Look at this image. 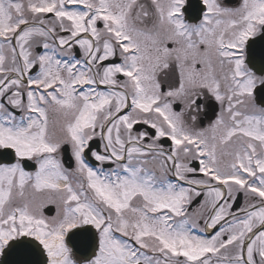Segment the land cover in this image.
<instances>
[{"label":"snow or ice","instance_id":"snow-or-ice-1","mask_svg":"<svg viewBox=\"0 0 264 264\" xmlns=\"http://www.w3.org/2000/svg\"><path fill=\"white\" fill-rule=\"evenodd\" d=\"M0 155V264H264V0H0Z\"/></svg>","mask_w":264,"mask_h":264},{"label":"flooded vegetation","instance_id":"flooded-vegetation-1","mask_svg":"<svg viewBox=\"0 0 264 264\" xmlns=\"http://www.w3.org/2000/svg\"><path fill=\"white\" fill-rule=\"evenodd\" d=\"M218 106L216 109H209L208 112H207V115L202 117L203 119V125L202 127H207L210 120H214L215 118V115H218ZM147 126H144V125H137L135 126L136 129L140 130V131H143L145 130ZM149 131H153L151 129H149ZM162 143L164 144L165 148L167 149L168 145L170 144V142L164 140L162 141ZM93 147L94 149L95 148H100L102 150V146L99 145V142L98 141H93ZM70 158V153L69 152H66V151H63L61 152V158H62V161L64 162L65 164V167H69V165L71 164L73 167H74V162L73 161H69V160H64V157H67ZM93 161V160H92ZM97 167H99V163L98 162H95L93 161ZM104 169L107 170L108 168H114L115 165H108V164H105L104 166ZM170 179H173L171 176L169 177ZM197 178H199V174H197ZM199 199V198H198ZM244 203V198L242 196V194L239 196L238 200H237V204L239 205H242ZM235 207V205H234ZM192 208H195V202L193 203L192 205ZM209 231H212V230H209ZM198 234H202V233H198Z\"/></svg>","mask_w":264,"mask_h":264},{"label":"water","instance_id":"water-1","mask_svg":"<svg viewBox=\"0 0 264 264\" xmlns=\"http://www.w3.org/2000/svg\"><path fill=\"white\" fill-rule=\"evenodd\" d=\"M0 161L7 162L6 158L3 157L2 155H0ZM27 168H28V169H32L33 167H32L30 164H28ZM46 212L50 214V213H51L50 208L47 209ZM0 259H2V258H0Z\"/></svg>","mask_w":264,"mask_h":264}]
</instances>
